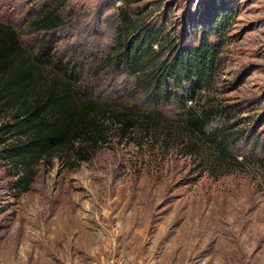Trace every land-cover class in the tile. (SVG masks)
Returning <instances> with one entry per match:
<instances>
[{"label": "rangeland", "instance_id": "obj_1", "mask_svg": "<svg viewBox=\"0 0 264 264\" xmlns=\"http://www.w3.org/2000/svg\"><path fill=\"white\" fill-rule=\"evenodd\" d=\"M52 2L0 0V21L29 53L39 39L29 15ZM118 8L130 19L126 34L160 26L180 46L226 17L220 36L208 35L220 39V60L198 103L229 106L232 130L243 129L228 147L237 162L219 163L207 146L185 155L182 136L167 140L161 124L120 137L110 117L89 159L54 154L35 166L25 192L14 194L13 169L0 160V264H264V0H64L58 9L64 24L49 38L73 78L72 96L135 105L171 120L175 134L180 109L145 101L111 66L96 69L113 49ZM42 74L45 88L55 75Z\"/></svg>", "mask_w": 264, "mask_h": 264}, {"label": "trees", "instance_id": "obj_2", "mask_svg": "<svg viewBox=\"0 0 264 264\" xmlns=\"http://www.w3.org/2000/svg\"><path fill=\"white\" fill-rule=\"evenodd\" d=\"M63 3L53 0L29 15L28 26L39 37L32 53L21 46L12 26L0 21V160L13 169L10 186L15 195L29 189L35 166L49 165L56 153H65L70 163L89 159L106 139L108 117L117 123L120 137L129 138L136 126L148 135L161 124L168 129L164 132L167 140L182 136L178 145L185 155L207 146L219 163L237 160L228 147L241 137L243 129L232 130L235 121L229 117V106L218 107L207 99L198 103L212 86L220 60V39H208V35L220 36L226 17L221 15L208 29L201 28L195 43L180 46L160 26L142 24L126 34L129 16L117 9L113 49L96 69L111 66L116 73L132 78V90L142 93L145 101L171 103L180 109L181 117L173 123L180 132L174 134L171 120L141 115L135 105L111 109L90 97L72 96L68 83L73 78L49 38L64 24L58 12ZM43 68L55 75L45 88ZM216 117L223 119L222 125L208 129Z\"/></svg>", "mask_w": 264, "mask_h": 264}]
</instances>
